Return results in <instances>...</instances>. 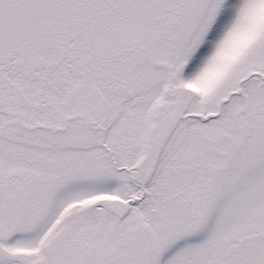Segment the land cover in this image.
<instances>
[{"label":"snow or ice","instance_id":"6c2138e0","mask_svg":"<svg viewBox=\"0 0 264 264\" xmlns=\"http://www.w3.org/2000/svg\"><path fill=\"white\" fill-rule=\"evenodd\" d=\"M0 264H264V0H0Z\"/></svg>","mask_w":264,"mask_h":264}]
</instances>
